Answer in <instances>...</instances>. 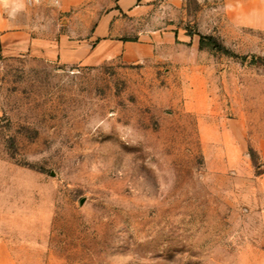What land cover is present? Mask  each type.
I'll return each instance as SVG.
<instances>
[{"label":"rangeland","instance_id":"1","mask_svg":"<svg viewBox=\"0 0 264 264\" xmlns=\"http://www.w3.org/2000/svg\"><path fill=\"white\" fill-rule=\"evenodd\" d=\"M159 2L137 61L0 47V264H264V163L223 150L264 134V0ZM106 7L31 6L32 35L82 39Z\"/></svg>","mask_w":264,"mask_h":264},{"label":"crops","instance_id":"2","mask_svg":"<svg viewBox=\"0 0 264 264\" xmlns=\"http://www.w3.org/2000/svg\"><path fill=\"white\" fill-rule=\"evenodd\" d=\"M104 1L107 7L103 13L83 20L87 25L83 29L88 33L87 36L73 39L62 35L54 39L32 35L29 7L38 5L39 8H53L58 14H75L81 9L92 8L96 0H7L6 3L0 0L2 53L8 56L30 54L47 61L81 66H96L117 57L127 62L142 59L153 48L149 37L146 38L144 34L163 32L160 28L144 29L142 15L154 9L161 11L164 5H161L160 0ZM183 1L169 0L168 8L176 11L182 7ZM3 5L8 7L6 14L1 10ZM69 23L72 25L74 20ZM239 124H244L243 120ZM223 143L224 155L233 168L247 165L249 145L264 163V134H258L248 142L247 129L243 126L229 141ZM254 184L257 191L264 193V171L256 177Z\"/></svg>","mask_w":264,"mask_h":264},{"label":"trees","instance_id":"3","mask_svg":"<svg viewBox=\"0 0 264 264\" xmlns=\"http://www.w3.org/2000/svg\"><path fill=\"white\" fill-rule=\"evenodd\" d=\"M200 48H208L214 51H223V48L217 44L214 38L205 36L200 37Z\"/></svg>","mask_w":264,"mask_h":264},{"label":"clouds","instance_id":"4","mask_svg":"<svg viewBox=\"0 0 264 264\" xmlns=\"http://www.w3.org/2000/svg\"><path fill=\"white\" fill-rule=\"evenodd\" d=\"M3 2H5V3H6V2H7V0H3ZM13 11H15V9H14Z\"/></svg>","mask_w":264,"mask_h":264}]
</instances>
